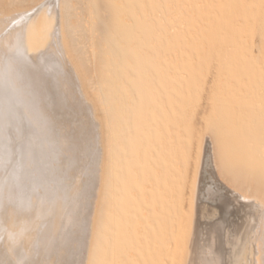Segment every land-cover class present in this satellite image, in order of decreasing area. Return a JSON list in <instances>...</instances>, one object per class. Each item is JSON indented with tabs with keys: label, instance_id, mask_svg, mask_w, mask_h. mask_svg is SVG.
<instances>
[{
	"label": "rangeland",
	"instance_id": "obj_1",
	"mask_svg": "<svg viewBox=\"0 0 264 264\" xmlns=\"http://www.w3.org/2000/svg\"><path fill=\"white\" fill-rule=\"evenodd\" d=\"M63 6L106 146L83 264H184L191 219L196 264H241L261 205L234 189L264 191V0Z\"/></svg>",
	"mask_w": 264,
	"mask_h": 264
},
{
	"label": "bare ground",
	"instance_id": "obj_2",
	"mask_svg": "<svg viewBox=\"0 0 264 264\" xmlns=\"http://www.w3.org/2000/svg\"><path fill=\"white\" fill-rule=\"evenodd\" d=\"M63 1L0 0V264H83L90 251L106 146L68 46ZM234 191L261 205L241 264H264V191ZM192 224L188 239L176 241L187 247L186 264H196Z\"/></svg>",
	"mask_w": 264,
	"mask_h": 264
},
{
	"label": "snow or ice",
	"instance_id": "obj_3",
	"mask_svg": "<svg viewBox=\"0 0 264 264\" xmlns=\"http://www.w3.org/2000/svg\"><path fill=\"white\" fill-rule=\"evenodd\" d=\"M56 7H58V4L57 5H55Z\"/></svg>",
	"mask_w": 264,
	"mask_h": 264
}]
</instances>
